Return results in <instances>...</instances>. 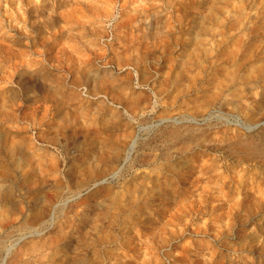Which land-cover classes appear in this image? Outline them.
Instances as JSON below:
<instances>
[{
	"label": "rangeland",
	"instance_id": "rangeland-1",
	"mask_svg": "<svg viewBox=\"0 0 264 264\" xmlns=\"http://www.w3.org/2000/svg\"><path fill=\"white\" fill-rule=\"evenodd\" d=\"M0 1V264H264V0Z\"/></svg>",
	"mask_w": 264,
	"mask_h": 264
},
{
	"label": "bare ground",
	"instance_id": "bare-ground-1",
	"mask_svg": "<svg viewBox=\"0 0 264 264\" xmlns=\"http://www.w3.org/2000/svg\"><path fill=\"white\" fill-rule=\"evenodd\" d=\"M10 1H12V3H14V1L15 0H5L4 1V4H8ZM19 2H22V0H18ZM57 1V0H56ZM56 1H54V0H38V1H35V2H32L31 4L32 5H34V6H42L43 8L44 7H51V6H53L54 7V5H56ZM1 2V1H0ZM1 4V3H0ZM61 4V3H60ZM91 4V3H90ZM94 4V3H93ZM93 4H91V5H93ZM46 10V9H45ZM11 16H13V15H11ZM6 19H8L7 18V16L6 15H2V21L4 22V21H6ZM14 20V19H13ZM2 25H3V23H2ZM14 27V25L12 24H8L7 25V27ZM5 38L6 37H4V33H0V64H1V60H2V56L3 55H6L7 56V58H10L11 59V57L12 56H15V50H13L12 49V47L9 45H5V44H3V43H1L3 40H5ZM29 38V37H28ZM28 41V40H27ZM28 43V42H27ZM34 43V42H33ZM15 45H17L18 47H19V45L16 43ZM21 45V44H20ZM25 45V44H24ZM28 45V44H27ZM22 47V46H21ZM28 47V46H27ZM26 47V48H27ZM24 48V47H23ZM21 49V48H20ZM17 56V55H16ZM6 58V59H7ZM18 58V57H17ZM7 62V61H6ZM1 114V113H0ZM181 152H184V150H182Z\"/></svg>",
	"mask_w": 264,
	"mask_h": 264
}]
</instances>
